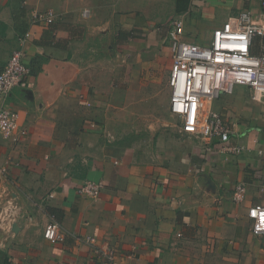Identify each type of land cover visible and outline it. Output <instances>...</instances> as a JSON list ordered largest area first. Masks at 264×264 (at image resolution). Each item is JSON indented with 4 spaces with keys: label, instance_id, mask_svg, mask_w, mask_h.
<instances>
[{
    "label": "crops",
    "instance_id": "obj_1",
    "mask_svg": "<svg viewBox=\"0 0 264 264\" xmlns=\"http://www.w3.org/2000/svg\"><path fill=\"white\" fill-rule=\"evenodd\" d=\"M166 1L0 0V72L31 34L27 85L8 97L26 134L0 137V214L10 216L0 220V264H102L87 237L122 264H264V236L247 215L264 204V104L244 87L223 96L228 147L247 150L217 140L204 150L170 112L168 40L180 17L185 40L208 43L261 0H185L182 11L173 0L163 39L146 33L144 10ZM49 9L53 24L32 23ZM86 181L103 183L98 198L78 193ZM241 183L247 195L236 203ZM50 223L61 241L44 237Z\"/></svg>",
    "mask_w": 264,
    "mask_h": 264
},
{
    "label": "built area",
    "instance_id": "obj_2",
    "mask_svg": "<svg viewBox=\"0 0 264 264\" xmlns=\"http://www.w3.org/2000/svg\"><path fill=\"white\" fill-rule=\"evenodd\" d=\"M88 14L85 10L84 15ZM55 19L52 9L31 14L33 24L50 25ZM185 30L182 18L170 21L168 40L173 60L169 77L170 112L180 119L181 134L197 140L204 150L211 151V144L217 140L222 149L241 155L247 147H228L232 129L224 119L219 101L240 86L250 91L253 102L264 104V0L257 13L242 10L229 16L212 31L208 43L188 42ZM30 37L27 33L19 39L20 47L13 51L0 72V137L13 141L26 131L20 129V116L9 106L8 97L13 89L27 85L30 71L25 64V45ZM103 187L101 182L86 181L78 193L98 198ZM246 195L247 187L241 183L234 191L233 201L242 203ZM247 215L252 233L264 236V204L252 205ZM7 217H10L8 212L2 211L1 222H7ZM44 237L52 243L61 241L60 226L47 225ZM84 242L95 246V255L102 264H122L115 250L99 247L94 237H87Z\"/></svg>",
    "mask_w": 264,
    "mask_h": 264
},
{
    "label": "rangeland",
    "instance_id": "obj_3",
    "mask_svg": "<svg viewBox=\"0 0 264 264\" xmlns=\"http://www.w3.org/2000/svg\"><path fill=\"white\" fill-rule=\"evenodd\" d=\"M128 11H130V8ZM144 11L147 14L146 19H145V25H144L146 33L149 35H151V32L162 33L163 34L162 38L165 39L166 36L168 35L167 34L168 24L166 22L169 21L170 18L172 16H174V14H175V7H174L173 0H167L165 2V4H161L159 6H155L152 8L151 7L145 8ZM189 19L192 20V19H194V17L191 16ZM195 24H196L195 27H197L196 30L198 32H201V34H203L202 33L203 29L201 28L200 23L199 22L196 23V21H195ZM117 28H119V27H117V25H115V29H111V30L114 31V30H117ZM238 87H240V86H237L235 88V93H234L235 95H233V96L237 97V95L239 94V92H238L239 88ZM230 97H232V96H230ZM228 99H229V97H228ZM228 99H227V101H228Z\"/></svg>",
    "mask_w": 264,
    "mask_h": 264
},
{
    "label": "trees",
    "instance_id": "obj_4",
    "mask_svg": "<svg viewBox=\"0 0 264 264\" xmlns=\"http://www.w3.org/2000/svg\"><path fill=\"white\" fill-rule=\"evenodd\" d=\"M185 0H179L177 5V11H182L184 9L183 3Z\"/></svg>",
    "mask_w": 264,
    "mask_h": 264
}]
</instances>
